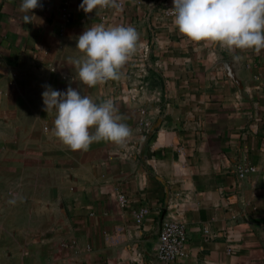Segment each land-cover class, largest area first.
Here are the masks:
<instances>
[{
    "label": "crops",
    "instance_id": "obj_1",
    "mask_svg": "<svg viewBox=\"0 0 264 264\" xmlns=\"http://www.w3.org/2000/svg\"><path fill=\"white\" fill-rule=\"evenodd\" d=\"M81 2L32 14L0 0V264H264V50L190 40L162 12L173 0ZM97 23L140 39L119 79L90 87L76 40ZM47 85L112 99L131 136L72 150L54 135ZM165 220L185 225L172 261L158 256Z\"/></svg>",
    "mask_w": 264,
    "mask_h": 264
},
{
    "label": "clouds",
    "instance_id": "obj_2",
    "mask_svg": "<svg viewBox=\"0 0 264 264\" xmlns=\"http://www.w3.org/2000/svg\"><path fill=\"white\" fill-rule=\"evenodd\" d=\"M20 7L33 14V9L42 7V0H21ZM79 7L85 13L104 7L122 11L117 0H82ZM172 10L175 27L192 41H210L230 50H264V0H173ZM139 39L131 25L87 27L76 40V48L83 53L74 61L80 82L92 87L119 79ZM42 99L46 111L56 112L54 135L72 150H87L102 140L123 145L131 136L112 99L96 103L77 88L61 91L51 85L45 87Z\"/></svg>",
    "mask_w": 264,
    "mask_h": 264
},
{
    "label": "built area",
    "instance_id": "obj_3",
    "mask_svg": "<svg viewBox=\"0 0 264 264\" xmlns=\"http://www.w3.org/2000/svg\"><path fill=\"white\" fill-rule=\"evenodd\" d=\"M165 15H174L172 8L162 11ZM255 171L253 166L239 167L238 176L243 178L247 173ZM122 204L126 202L124 195H119ZM147 213L146 208H142L135 217V221L140 223ZM186 232L185 225L178 220H165L160 225L158 231V256L163 261H172L183 254V244Z\"/></svg>",
    "mask_w": 264,
    "mask_h": 264
}]
</instances>
